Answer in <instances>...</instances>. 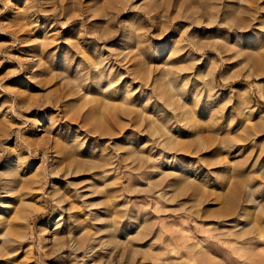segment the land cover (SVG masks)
Segmentation results:
<instances>
[{
	"label": "rangeland",
	"instance_id": "obj_1",
	"mask_svg": "<svg viewBox=\"0 0 264 264\" xmlns=\"http://www.w3.org/2000/svg\"><path fill=\"white\" fill-rule=\"evenodd\" d=\"M0 264H264V0H0Z\"/></svg>",
	"mask_w": 264,
	"mask_h": 264
},
{
	"label": "bare ground",
	"instance_id": "obj_2",
	"mask_svg": "<svg viewBox=\"0 0 264 264\" xmlns=\"http://www.w3.org/2000/svg\"><path fill=\"white\" fill-rule=\"evenodd\" d=\"M237 27L244 28L245 26L243 24H238ZM126 94H128V93H126ZM232 199H235V197L232 198ZM233 202H235V201H233ZM9 211H11V210H9ZM9 218H10V216L7 217V220H6V222L8 223V225H10V219H11V218L10 219ZM80 220H81L80 217H78V216L76 217V216H71L70 215L69 222L64 226L63 229H60V232H63L65 235H63V236L61 235V237L58 240V246H57V250L58 251L59 250H65V249L70 250V251L71 250L72 251H75L76 245H77L76 235L79 232L78 225H79Z\"/></svg>",
	"mask_w": 264,
	"mask_h": 264
}]
</instances>
